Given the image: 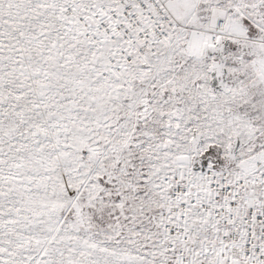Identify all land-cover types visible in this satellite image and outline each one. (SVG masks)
Masks as SVG:
<instances>
[{
  "label": "snow or ice",
  "instance_id": "6c2138e0",
  "mask_svg": "<svg viewBox=\"0 0 264 264\" xmlns=\"http://www.w3.org/2000/svg\"><path fill=\"white\" fill-rule=\"evenodd\" d=\"M0 264H264V0H0Z\"/></svg>",
  "mask_w": 264,
  "mask_h": 264
}]
</instances>
